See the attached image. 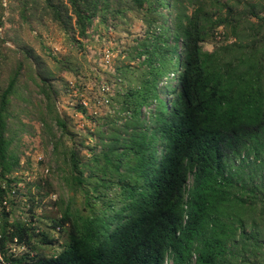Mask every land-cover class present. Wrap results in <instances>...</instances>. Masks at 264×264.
Instances as JSON below:
<instances>
[{"label": "trees", "instance_id": "obj_1", "mask_svg": "<svg viewBox=\"0 0 264 264\" xmlns=\"http://www.w3.org/2000/svg\"><path fill=\"white\" fill-rule=\"evenodd\" d=\"M9 2L20 21L39 8L37 0ZM130 9L145 12V27L126 58L142 57L146 69L137 86L129 81L111 99V112L93 116V144L58 111L54 74L36 63L49 120L42 119L62 135L56 175L68 196L39 215L31 188L41 182L26 181L22 220L12 219L13 202L3 204L21 181L12 174L19 159L7 119L22 62L0 92V264H264V0H43L41 12L73 40L93 15L106 24ZM3 15L0 0V27ZM127 68L117 67L119 77ZM168 73L172 84L162 90L158 80ZM68 91L64 81L61 93ZM82 98L75 109L92 118Z\"/></svg>", "mask_w": 264, "mask_h": 264}, {"label": "rangeland", "instance_id": "obj_2", "mask_svg": "<svg viewBox=\"0 0 264 264\" xmlns=\"http://www.w3.org/2000/svg\"><path fill=\"white\" fill-rule=\"evenodd\" d=\"M37 2L40 9L38 8L36 15L30 20L20 21L17 12L9 8V0H1L4 15L3 25L0 27V38L4 40L1 44L4 56H0V92L13 75L11 72L22 62L14 91L9 96L10 116L7 119V136L11 137L10 147L19 159L12 174L21 181L12 184L6 197L8 201L5 204L8 206L13 202L15 206H11L13 207L12 219L19 217L21 220L27 218L26 210L29 206L25 195L26 181L41 182L40 190L35 186L31 188L32 193L38 192L36 200L40 203L35 212L39 215L42 214L43 209H54L55 206L52 203L60 194L64 197L68 196V190L62 187L56 175L59 152L63 149L60 141L57 140L62 135L53 122L45 123L42 119L49 120L47 102L41 92L39 78L34 71L36 63L44 65L54 74L51 81L58 85L61 94L56 101L58 111L68 115L74 130L79 134H84L91 144L94 139L90 141L89 132L95 130L97 122H94L93 117L84 116L75 109L78 98L83 95L90 97L98 93V86L107 82L110 86V99H112L127 91L130 86L129 81L132 87L137 86L139 77L146 69L142 57L131 61L126 58L129 50L144 36L145 25L142 22L144 11L124 10L119 14L117 21L108 18L106 24L100 22L101 16L98 13L92 16L91 22L85 27L84 35L76 34L74 39L70 40L66 32L50 15H42L43 0H37ZM125 5L128 6L127 3ZM114 22L118 23L112 25ZM74 27L78 29L76 24ZM220 40L221 37L217 35L214 41L217 44ZM214 41L202 43L203 49L211 51L214 48ZM27 51H32L34 55H37L38 60L34 61L28 57ZM54 56L59 59L60 63L52 60ZM121 64L128 68L124 76L119 77L120 71L117 67ZM54 65L66 68L73 66L78 70L76 73L71 68H63L59 71ZM171 76L170 73L162 76L158 80V87L163 90L164 85L172 84ZM59 78L70 86V91L66 94L61 93L64 81H59ZM167 97L166 93L161 91L160 98L166 99ZM155 106L156 103L151 102L145 109L147 112H153ZM105 110V108L102 109L101 114ZM48 123L49 126L46 125ZM66 142L68 145L71 143L68 139ZM46 220L44 219L40 225L47 224ZM50 232L54 238L58 236V233ZM9 247L17 253L25 250L22 246L13 243ZM47 253L51 254L52 250ZM164 264H172V262L167 258Z\"/></svg>", "mask_w": 264, "mask_h": 264}, {"label": "built area", "instance_id": "obj_3", "mask_svg": "<svg viewBox=\"0 0 264 264\" xmlns=\"http://www.w3.org/2000/svg\"><path fill=\"white\" fill-rule=\"evenodd\" d=\"M98 91V93L80 100L81 104L87 109L92 117L101 115L102 109L104 108L106 109L105 112H111V107H109L111 102L110 86L107 82L101 83L98 86ZM3 204H6L5 200L3 201Z\"/></svg>", "mask_w": 264, "mask_h": 264}]
</instances>
